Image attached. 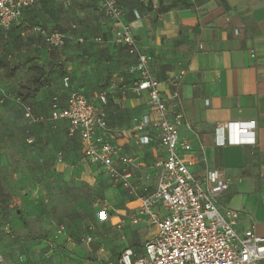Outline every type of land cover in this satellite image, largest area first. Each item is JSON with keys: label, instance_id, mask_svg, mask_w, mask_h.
Instances as JSON below:
<instances>
[{"label": "rangeland", "instance_id": "rangeland-1", "mask_svg": "<svg viewBox=\"0 0 264 264\" xmlns=\"http://www.w3.org/2000/svg\"><path fill=\"white\" fill-rule=\"evenodd\" d=\"M44 5L52 8L50 15L32 13L21 27L0 37V264H121L127 245L137 255L142 253L145 229L149 230L141 227L142 233L126 234V241L113 233L118 211L124 212L130 203L129 190L112 181L103 168L86 162L80 140L68 135L65 123L31 125L22 108L30 105L47 116L53 87L64 76L88 84L86 91L93 94L130 62L122 49L112 53L113 44L105 46L109 36L105 42L96 38L102 31L94 19L79 22L73 1L70 6ZM54 32L76 33L84 41L53 47L47 37ZM39 60L49 64L50 74L35 86L40 75L30 67ZM79 71L83 74L77 76ZM113 111L110 125L116 139L140 164L134 186L141 196L157 180L158 134L153 126L141 128L150 116L147 104H120ZM62 225L65 232L60 234ZM68 236L74 250L67 249Z\"/></svg>", "mask_w": 264, "mask_h": 264}, {"label": "crops", "instance_id": "crops-1", "mask_svg": "<svg viewBox=\"0 0 264 264\" xmlns=\"http://www.w3.org/2000/svg\"><path fill=\"white\" fill-rule=\"evenodd\" d=\"M119 1L124 20L132 25L151 57L150 71L161 82L163 99L175 108L178 94L186 120L191 122V126L184 124L180 128L181 137L188 138L193 146L187 154L193 162L191 171L199 177L211 172L230 179L228 190L218 196V206L222 211L226 209L221 205L240 211L239 231L255 225L257 234L264 236V0ZM44 2L50 1L28 10L16 26L21 27L25 17L32 13L50 15L52 8ZM73 4L79 22L86 24L94 19V23L105 30L109 21L100 12L101 0H73ZM72 35L73 40L80 38L76 33ZM107 36L111 41L105 46L113 44L109 45L112 53L120 51L122 48L117 46L111 32ZM122 50L130 64L120 66L106 86L93 94L86 91L88 84L79 83L70 75L73 86L96 102L101 93L108 94L109 124L116 105L135 107L142 102L147 104L148 100L146 94L138 95L133 91L135 75L131 69L136 59L126 49ZM103 68L101 66L100 70ZM81 74L79 71L77 76ZM53 88L54 92H61L62 103H65L66 93L61 83ZM155 118L157 114L151 113L150 119ZM251 120L257 122L256 146L240 144V140L248 138L239 135L238 123ZM224 123H229V127L217 131L218 125ZM110 129L109 137L121 144L111 125ZM125 151L134 158L126 148ZM158 157L159 161L166 157L161 144ZM139 167L135 160L131 168L133 183ZM156 184L157 180L151 190ZM128 197L133 201L129 198L128 208L118 211L113 233L121 235L116 231L120 222H124L125 236L142 233L141 227H146L149 230L145 229L146 235L143 234L145 242L155 233V228L131 225L129 216L136 211L139 200ZM66 246L69 250L76 248L73 242ZM256 264H264V260Z\"/></svg>", "mask_w": 264, "mask_h": 264}, {"label": "built area", "instance_id": "built-area-1", "mask_svg": "<svg viewBox=\"0 0 264 264\" xmlns=\"http://www.w3.org/2000/svg\"><path fill=\"white\" fill-rule=\"evenodd\" d=\"M40 1L0 0V32L9 31L28 8L37 6ZM49 1L70 6L73 0ZM100 12L109 21L105 31L111 32L115 43L136 59L131 69L135 75L133 91L138 95L146 94L150 114H157L155 119L146 116L141 126L150 125L156 129L166 155L164 160L156 163L159 171L155 188L138 196V189L132 182L131 168L135 166V160L122 144L109 137L106 92L101 93L96 102L82 89L74 87L71 76L66 75L61 81V89L66 93L65 103H62L61 92L56 91L51 95L47 116L35 113L30 105L24 106L27 122L31 125L64 122L68 135L78 136L86 162L103 168L112 181L121 183L132 198L139 200L129 222L154 227L155 233L146 239L139 255L131 246L126 247L121 253V264H256L264 260V236L257 234L255 225L239 231L240 211H222L218 206V196L228 190L230 179L211 172L199 177L191 171L193 162L187 154L193 146L188 138L180 135L181 126H191V122L186 120L178 94L175 108L163 99L161 82L150 71L151 57L136 37L132 25L124 20L120 1L101 0ZM73 37L54 32L47 41L53 47H62ZM256 126L255 120L238 123L239 135L248 138L240 140V144H258ZM228 127L229 123L219 124L217 131H225ZM123 230L124 222L118 223L116 231L126 239ZM58 232H65V227L59 226ZM67 241L73 242L70 236ZM91 241L92 237H88L87 242Z\"/></svg>", "mask_w": 264, "mask_h": 264}, {"label": "trees", "instance_id": "trees-1", "mask_svg": "<svg viewBox=\"0 0 264 264\" xmlns=\"http://www.w3.org/2000/svg\"><path fill=\"white\" fill-rule=\"evenodd\" d=\"M43 1H49V0H41L40 1V3H42ZM50 2H52V1H50ZM39 3V4H40ZM33 8V7H32ZM32 8H28L24 13H23V15H22V17L24 16V14L28 11V10H30V9H32ZM21 17V18H22ZM13 28H19V27H17L16 26V24H14L12 27H11V29L9 30V31H7V32H0V37L1 38H5V37H7L9 34H10V31L13 29ZM102 31V37H101V40L102 39H104V40H106L105 39V37L109 34V31H103V30H101ZM70 41H75L76 43H79L77 40H70ZM70 41H68V42H70ZM67 42V43H68ZM66 43V44H67ZM65 44V45H66ZM118 47H120V48H122V49H125L124 47H122V46H119V45H117ZM32 70H37L38 71V73H39V78L38 79H36L35 81H34V84H35V86H41V84H42V79H45V78H48V76H49V74H50V70H49V68H50V66H49V64H46V62L44 61V60H39V63L36 65V66H31L30 67ZM41 77V78H40ZM22 104V107H23V105H25V103L24 102H22L21 103ZM23 110H24V108H22ZM24 113H25V111H24ZM59 123H64V122H59ZM73 138H77V139H79L78 138V136L77 137H73ZM25 223V226L27 227V222L25 221L24 222ZM37 238H43V236H41V235H38V236H36ZM45 237V236H44Z\"/></svg>", "mask_w": 264, "mask_h": 264}]
</instances>
